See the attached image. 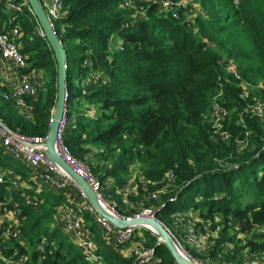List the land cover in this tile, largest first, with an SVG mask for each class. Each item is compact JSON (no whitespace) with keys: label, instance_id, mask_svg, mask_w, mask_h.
<instances>
[{"label":"trees","instance_id":"trees-1","mask_svg":"<svg viewBox=\"0 0 264 264\" xmlns=\"http://www.w3.org/2000/svg\"><path fill=\"white\" fill-rule=\"evenodd\" d=\"M125 1L64 0L68 12L54 23L66 56L65 145L73 156L87 159L100 183L111 181L103 190L105 197L111 194L122 201L118 190L127 185L129 169L137 164L143 177L139 196H149L153 216L171 232L180 213L193 211L212 228L218 215L225 226L239 225V235H251L242 249L264 252V110L261 117L245 113L244 124L239 122L248 101L264 103V0H192L180 10L193 12L192 17L178 19L139 1L124 8ZM7 18L0 7V26ZM35 18L25 8L14 22L23 31L21 51L28 68L47 71L49 81L46 77L35 97H26L31 107L26 116L12 98L4 97L8 86L0 78V120L20 134L45 136L57 100V63L47 39L35 33ZM119 42L122 50H111ZM227 61L235 64L239 78L226 70ZM95 71L103 79L85 84ZM240 82L249 84L247 99L240 97ZM214 101L229 110L224 125L231 135L228 141L213 137L205 119ZM91 106L94 117L86 114ZM239 140L246 141L241 149ZM0 169L7 171L0 180L3 199L15 175L26 176L30 170L1 145ZM168 171L173 172V185L152 196L163 189ZM66 193L42 188L32 195L36 205L14 193L26 218L20 239L6 241L0 225V264L22 255L19 264H87L62 227L52 225ZM84 216L102 264H139L125 255L135 240L154 248L152 264H177L149 229L136 228L141 236L135 233L119 247L107 243L91 213ZM51 242L52 253L41 259L39 245L46 249ZM223 247L215 241L204 259L215 258Z\"/></svg>","mask_w":264,"mask_h":264},{"label":"built area","instance_id":"built-area-1","mask_svg":"<svg viewBox=\"0 0 264 264\" xmlns=\"http://www.w3.org/2000/svg\"><path fill=\"white\" fill-rule=\"evenodd\" d=\"M136 1L146 5H156L160 11L175 19L180 17V10L192 2V0H126L123 7L130 9L134 7V3ZM39 2L48 21L54 29V23L58 19L64 17L68 12V9L64 6V0H39ZM0 7L8 16L7 20L3 21L0 26V74L8 68L15 72V80L8 86V93H4V97L12 98L18 112L28 116L31 111V107L27 104L26 97H35L38 91L43 88L44 80L40 70L28 68L26 55L21 51L20 39L23 35V31L19 22L14 21L16 20V16L22 13L25 8H28L31 13L32 11L27 0H0ZM35 33L39 37L46 38L45 32L39 25L37 19ZM113 48L122 50V45L119 42L115 47H112L111 50ZM83 65L88 66V63L84 61ZM225 68L228 72L239 78V75L236 72V66L232 61H227L225 63ZM102 79L101 73L99 71H95L85 79V84H97ZM238 86L241 88L240 97L247 99L250 94L249 84L240 82ZM263 110L264 103L262 101L258 99L248 101V103L245 104L244 111L239 112V122L242 125L244 124L243 119L245 113L261 117L263 115ZM86 114L90 117H94L96 115L95 108L91 106ZM228 116L229 110L220 105L217 101H214L210 111L205 116V119L212 125L213 137L223 141L229 140L231 135L223 128ZM66 123L67 120L65 118L64 111L54 139V151L64 163H66L77 175L81 176L86 181L90 189L95 193L100 204H102L104 208L108 209L117 218L123 217L131 220L141 215L153 216L151 208V210L148 209L146 212H138L129 216L121 215L113 208V206H109L106 203V199L102 192L103 187L93 174L87 159L81 160L73 156L68 147L65 145L62 135ZM247 134L248 132H246V135ZM46 136L47 134L45 136H27L20 134L11 130L0 120V145L4 149L5 153L13 159L26 164L30 170L29 173L32 176L30 179L33 180L35 184H38V186H35V188H38L36 192L42 188L56 192L62 189L66 190L67 201L65 204L58 206L56 211V220L58 219L57 221L61 224L62 229L67 233L69 239L73 243L75 242L74 245L84 255L87 264H102L103 258L98 252L97 242L93 237V233L85 223V213H91L93 215L94 222H96L98 228L102 231L106 241L110 242L114 246L122 247L127 242H130L136 233V228L142 226L129 224L124 227H117L106 217L100 215V213L97 212L95 207L88 200L83 189H81V187L72 179L70 174L55 160L47 156ZM245 142L246 141L244 140L238 141L239 149L245 145ZM38 178L40 179V182ZM164 180V189L173 185V172L168 171L164 175ZM12 184H16L15 178L13 179ZM157 192L158 191L153 193L152 196L156 197ZM159 194H161L160 191ZM34 198L26 197L25 200L27 202L34 203ZM25 218L26 216H21L17 207L9 209L6 204H1L0 225L11 222L10 228L3 227V235L6 241L10 237L19 239L21 236L20 226ZM168 232L171 231L168 229ZM142 241L143 240L138 241V243ZM53 246V242H51V245L46 249L43 244L39 245V250L43 252L41 259H44L46 254L52 253ZM135 254V260L139 264H152L154 262V248L152 247L147 248L143 252H140L137 249ZM260 256H264V253H261ZM187 257L188 259H193L190 254H188ZM23 258L24 256L22 255L19 260H9V264H19V261H22Z\"/></svg>","mask_w":264,"mask_h":264},{"label":"rangeland","instance_id":"rangeland-1","mask_svg":"<svg viewBox=\"0 0 264 264\" xmlns=\"http://www.w3.org/2000/svg\"><path fill=\"white\" fill-rule=\"evenodd\" d=\"M192 14L193 12L191 11L187 12L184 10L183 12L180 13V16L182 15L183 18H191ZM28 36H30V33L28 34ZM41 72H42L43 80L45 84L46 77L49 81V73L44 70ZM217 98L221 100V96H217ZM85 104H88V103L86 102ZM223 128L225 129L226 126H224ZM90 154L91 153L87 154V157L89 156L88 158H90L91 156ZM77 158L83 160L81 157H77ZM4 174H7V171L0 169V180L1 181L4 180L3 179ZM26 176H21V179L17 178L15 185L10 184L7 186V188L9 189V192L7 193V195H5L3 199H0V206L1 204H6L9 209H14V207H17L14 193L16 194L21 193L24 199L26 197L32 198V195L35 192L33 191L34 189L30 188V186L33 188V186L35 187L36 184L34 183V181L30 182ZM11 178L12 177L10 176L9 179ZM127 179H128L127 185L118 190V194L122 196V201L119 202L117 201L115 195L108 194L106 197L104 196L106 199L105 200L106 203L109 206H113L114 209H117V210L122 209L124 211L122 215L123 214L126 215L129 211L131 215L134 213H138V212H146L148 209L152 208L153 203L150 202V198L148 195L142 194V196H139L138 183L143 182V177L139 173V168L137 164H134L130 167ZM38 180L40 182L39 178ZM111 184L112 183L110 181L101 182V185L103 187L102 192L103 190H106V188L110 187ZM23 188H27V189L25 190ZM166 189L163 188L162 190H158V192L156 193V197L159 196V191L162 193V191ZM12 191L14 192L13 194H12ZM103 195H104V192H103ZM63 204H65V201H63L61 205ZM17 209L19 210L18 207ZM36 209L38 208L36 207ZM175 219L176 221L173 224V229H172L173 232H170V233H172L171 236H172L174 243L179 248V250H181V252L184 253L187 259H188L187 257L188 254H190L193 259L192 260L189 259V260L195 263H198V264H264V256H260V254L264 252L255 253L253 251H248L249 250L248 248L242 249V246L245 243H247L246 241L250 239L251 235H246V234L239 235L237 233L239 225L234 224V226L233 225L229 227L225 226L224 225L225 223L223 222V220L221 219L222 220L221 221L218 215H216V220H215L216 225L212 228L210 222L205 221L204 223V221L201 218H199V216L193 211H189L188 213H180L175 217ZM57 220H56V213H55L54 221L52 222V225H55V226L58 225L61 228L62 226ZM3 226L10 228L11 222H7ZM63 233L67 235L65 231H63ZM151 233L155 235V233H153L152 231ZM136 236H141V232L139 234L137 233ZM20 238L21 236L19 237V239ZM215 241H219L222 246L224 245V247L222 248V250L217 252V255L215 256V258L204 259L209 254L211 249L214 247ZM129 247H130L129 248L130 250H127L125 252L126 256L127 257L131 256L133 258H135L136 256L135 251L137 249L140 252H143L148 248L145 245H143V243L141 242L138 243V241L136 240L132 244H130ZM235 249L236 251H234ZM195 253H199L202 256L197 257ZM227 253H233L234 257L228 258V259L225 258Z\"/></svg>","mask_w":264,"mask_h":264},{"label":"water","instance_id":"water-1","mask_svg":"<svg viewBox=\"0 0 264 264\" xmlns=\"http://www.w3.org/2000/svg\"><path fill=\"white\" fill-rule=\"evenodd\" d=\"M32 14L36 17L39 25L45 32V37L48 41L50 48L54 53V58L57 63V100L55 104V108L52 113V117L49 122V130L46 136V153L47 156L53 160H55L59 165H61L72 177V179L83 189L88 200L92 203L98 213L103 217H106L109 221H111L117 227H124L126 225H135L142 226L148 229L145 224L151 223L153 224L158 234H155L160 242H163L171 254L175 258L177 264H198L195 263L185 257V255L179 250V248L174 243L170 232L168 229L154 216L150 215H141L135 217L131 220H128L123 217H115L108 209L104 208L102 204L98 201L95 193L90 189L86 181L79 175H77L66 163L61 160V158L54 151V139L59 127V123L63 117L65 111V102L67 99L66 93V56L63 49V46L54 32L53 27L48 21L39 0H27ZM150 230V229H149ZM151 231V230H150ZM180 252V253H179Z\"/></svg>","mask_w":264,"mask_h":264},{"label":"crops","instance_id":"crops-1","mask_svg":"<svg viewBox=\"0 0 264 264\" xmlns=\"http://www.w3.org/2000/svg\"><path fill=\"white\" fill-rule=\"evenodd\" d=\"M0 78H1V84H3V85H5V86H9L10 84H12V82H14V80H15V72L14 71H12V70H10V68H8V69H5L1 74H0ZM15 177H16V179L17 178H20L21 179V177L19 176V175H15ZM27 179L31 182V181H33V180H31L30 178L32 177L31 175H30V173L27 175ZM111 182V181H110ZM36 186H38V184H36ZM27 188H29V187H27ZM30 188L31 189H34V192H36V190L38 189V188H35L34 186H33V188L30 186ZM66 195H67V193H66ZM107 243H110V242H107ZM111 244V243H110ZM130 247H126V249H125V252L127 251V250H130L129 249ZM125 255H126V253H125Z\"/></svg>","mask_w":264,"mask_h":264},{"label":"bare ground","instance_id":"bare-ground-1","mask_svg":"<svg viewBox=\"0 0 264 264\" xmlns=\"http://www.w3.org/2000/svg\"><path fill=\"white\" fill-rule=\"evenodd\" d=\"M145 226L150 229L153 233L158 234L156 227L151 223H146ZM180 253V252H179Z\"/></svg>","mask_w":264,"mask_h":264}]
</instances>
